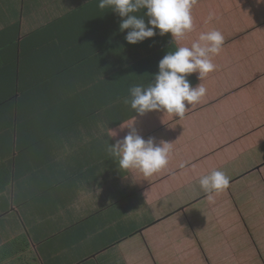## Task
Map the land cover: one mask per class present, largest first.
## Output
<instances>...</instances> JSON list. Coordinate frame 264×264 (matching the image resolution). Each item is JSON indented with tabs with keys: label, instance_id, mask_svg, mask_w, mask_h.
<instances>
[{
	"label": "crops",
	"instance_id": "crops-1",
	"mask_svg": "<svg viewBox=\"0 0 264 264\" xmlns=\"http://www.w3.org/2000/svg\"><path fill=\"white\" fill-rule=\"evenodd\" d=\"M98 4L0 0V264H160L186 245L177 229L182 217L191 224L194 204L212 200L203 216L224 226L256 192L264 197V45L241 40L256 21L264 27V0H196L183 39L157 30L137 44ZM213 29L224 36L216 70L188 77L207 90L200 102L182 118L137 116L121 95L147 86L168 51ZM134 116L142 137L172 145L151 177L120 170L108 151ZM213 170L229 185L205 193L199 179Z\"/></svg>",
	"mask_w": 264,
	"mask_h": 264
},
{
	"label": "clouds",
	"instance_id": "clouds-1",
	"mask_svg": "<svg viewBox=\"0 0 264 264\" xmlns=\"http://www.w3.org/2000/svg\"><path fill=\"white\" fill-rule=\"evenodd\" d=\"M196 0H99L100 9H110L120 18L119 30L125 32L129 44H137L157 35L171 34L172 41L183 39L194 29L192 8ZM143 10V15L138 13ZM146 10V11H144ZM145 16L148 18L145 21ZM209 20L212 15H209ZM224 36L218 30L199 35L190 47L181 46L168 51L159 61L158 72L147 85H132L129 88L131 108L137 116L153 111L182 118L189 105L200 102L206 88L199 83L193 86L188 77L196 73L199 81L216 70L213 57L222 50ZM136 117L120 124V130L127 129L123 139L115 144L108 143L109 154L118 160L120 170L138 171L143 177H151L166 168L169 163L171 142L154 137L145 139L136 127ZM108 135L117 137L118 132L109 128ZM205 193H219L229 185V178L221 170H213L199 179ZM211 199V196H210Z\"/></svg>",
	"mask_w": 264,
	"mask_h": 264
},
{
	"label": "rangeland",
	"instance_id": "rangeland-1",
	"mask_svg": "<svg viewBox=\"0 0 264 264\" xmlns=\"http://www.w3.org/2000/svg\"><path fill=\"white\" fill-rule=\"evenodd\" d=\"M256 23L257 21L253 24V30L248 28L249 32L241 40L245 38L252 45H264V27L257 29ZM258 55L256 63L262 59V55ZM260 88L257 86L251 92L257 94ZM255 195L253 204L249 202L252 199L245 198L249 202L245 213L238 214V210L229 212L227 221L231 224L223 220L224 226L213 225L210 214L203 216L202 211L207 212L212 200H208L206 204H194L191 215L189 212L187 214L191 217V224L188 225L187 218L184 220L182 217L186 226L177 229L186 239V245H176L175 254L170 251L169 258L160 264H264V197L259 192ZM238 206L239 210L245 207ZM205 216L208 223L205 222ZM180 220L178 218L174 224H180ZM193 222L196 223L195 226Z\"/></svg>",
	"mask_w": 264,
	"mask_h": 264
},
{
	"label": "trees",
	"instance_id": "trees-1",
	"mask_svg": "<svg viewBox=\"0 0 264 264\" xmlns=\"http://www.w3.org/2000/svg\"><path fill=\"white\" fill-rule=\"evenodd\" d=\"M67 55V54H66ZM114 73H116V72H114ZM116 79H119V77H116ZM121 97H129V92L128 93H126V94H124V95H121ZM120 98V97H119Z\"/></svg>",
	"mask_w": 264,
	"mask_h": 264
}]
</instances>
